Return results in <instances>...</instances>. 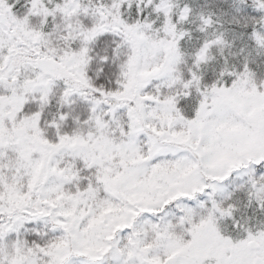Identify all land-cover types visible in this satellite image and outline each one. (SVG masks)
I'll return each mask as SVG.
<instances>
[{
  "label": "snow or ice",
  "instance_id": "1",
  "mask_svg": "<svg viewBox=\"0 0 264 264\" xmlns=\"http://www.w3.org/2000/svg\"><path fill=\"white\" fill-rule=\"evenodd\" d=\"M0 264H264V0H0Z\"/></svg>",
  "mask_w": 264,
  "mask_h": 264
}]
</instances>
